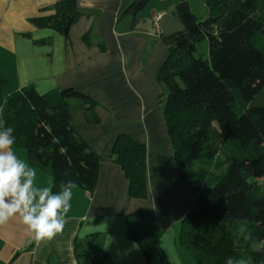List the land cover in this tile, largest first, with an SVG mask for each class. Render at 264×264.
Wrapping results in <instances>:
<instances>
[{"label":"trees","instance_id":"obj_1","mask_svg":"<svg viewBox=\"0 0 264 264\" xmlns=\"http://www.w3.org/2000/svg\"><path fill=\"white\" fill-rule=\"evenodd\" d=\"M149 1L134 0L123 14L134 24ZM204 4L207 17L199 19L187 1L178 0L175 13L183 30L160 36L167 55L156 79L165 90V124L177 172L194 197L181 220L178 246L191 264H227L229 259L233 264H262L264 99L258 97L264 93V0ZM53 10L30 21L67 38L80 17L76 1L59 0ZM83 39L88 43L87 33ZM203 39L208 41L207 58L196 55V43ZM72 99L85 112L93 111L95 101L72 87L38 94L27 85L1 101L0 120L14 129L13 147L25 149L32 165L49 172L54 192L73 181L91 193L101 157L76 134L68 102ZM221 146L227 153L222 155ZM111 157L129 182L128 196L146 198L144 144L120 133ZM193 161L214 163L217 171L210 166L196 171L190 166ZM126 233L146 259L165 260L153 213L126 215ZM72 247L79 263L110 264L96 233L74 238Z\"/></svg>","mask_w":264,"mask_h":264},{"label":"crops","instance_id":"obj_2","mask_svg":"<svg viewBox=\"0 0 264 264\" xmlns=\"http://www.w3.org/2000/svg\"><path fill=\"white\" fill-rule=\"evenodd\" d=\"M57 1L0 0V103L27 85L38 94L72 87L91 97L92 112H85L76 99L68 102L76 134L101 157L98 178L91 193L73 189L64 229L50 240L37 244L25 234L19 217L0 226V264H86L77 261L72 240L93 233L110 264H191L178 246V235L194 197L177 172L156 79L167 55L160 36L180 28L172 15L177 1L150 0L132 24L123 12L134 0H75L80 17L67 38L30 21L52 14ZM120 133L145 146L144 199L128 196L129 182L111 157ZM13 151L36 169V186L52 189L46 169L32 165L25 149ZM202 165L212 167L209 162L190 163L196 171L208 168ZM139 210L155 217L164 261L146 259L127 236L126 215Z\"/></svg>","mask_w":264,"mask_h":264},{"label":"clouds","instance_id":"obj_3","mask_svg":"<svg viewBox=\"0 0 264 264\" xmlns=\"http://www.w3.org/2000/svg\"><path fill=\"white\" fill-rule=\"evenodd\" d=\"M13 133L14 129L4 127L0 120V226L19 217L25 234L39 244L63 231L76 184L62 183L58 192L36 186V169L13 151ZM227 264H233V260Z\"/></svg>","mask_w":264,"mask_h":264},{"label":"rangeland","instance_id":"obj_4","mask_svg":"<svg viewBox=\"0 0 264 264\" xmlns=\"http://www.w3.org/2000/svg\"><path fill=\"white\" fill-rule=\"evenodd\" d=\"M178 2V0H176ZM187 1L188 5H189V8L190 10L192 11V13H194L196 15V17H198L199 19H205L207 17V10L205 8V4H204V0H185ZM176 2V3H177ZM172 15H174L178 21V25H179V29H176V31H173L171 33H175V32H179V31H182L183 30V26L178 18V16L176 15L175 13V8L174 10L172 11ZM196 46H197V52H196V55H201L203 58H207L208 56V41L207 39H203L199 42L196 43ZM156 77H157V74H156ZM161 85V84H160ZM162 87V92H163V95L165 97V90L163 88V86L161 85ZM161 92V93H162ZM159 96V95H158ZM159 99V97H158ZM163 99V98H162ZM264 99V93H262L259 97H258V100H262ZM216 139V142L219 141L217 138ZM227 151V148H223V146H221V153L222 155L225 154V152ZM227 153V152H226ZM218 157H220V155H218ZM221 159H223L221 157ZM196 163V162H195ZM198 163V162H197ZM196 163V164H197ZM204 163H208V162H205ZM200 164V163H198ZM201 165V164H200ZM212 167H214V163L211 164ZM204 166L205 168L206 167H209L208 165H202ZM211 167V168H212ZM215 171L216 168H214ZM259 184L264 187V183H262V181L259 182ZM236 229H238V232L241 234V237L243 236V227L241 225L237 226Z\"/></svg>","mask_w":264,"mask_h":264}]
</instances>
